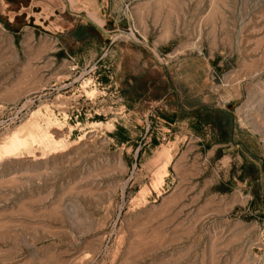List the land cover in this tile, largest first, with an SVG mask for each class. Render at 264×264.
Here are the masks:
<instances>
[{
  "label": "rangeland",
  "instance_id": "1",
  "mask_svg": "<svg viewBox=\"0 0 264 264\" xmlns=\"http://www.w3.org/2000/svg\"><path fill=\"white\" fill-rule=\"evenodd\" d=\"M68 5L0 0V264H264V0Z\"/></svg>",
  "mask_w": 264,
  "mask_h": 264
},
{
  "label": "crops",
  "instance_id": "2",
  "mask_svg": "<svg viewBox=\"0 0 264 264\" xmlns=\"http://www.w3.org/2000/svg\"><path fill=\"white\" fill-rule=\"evenodd\" d=\"M44 5H47L48 7H50L49 8L50 11H54V14L55 12H58L60 14V20L62 23L68 21L67 13L72 14L69 9L68 0H30V19L31 17L34 16V14L40 13L41 11L38 12L37 9L44 7ZM50 23L53 24V21H50ZM64 26H68V25H64ZM67 29L68 27H66V29L62 27L61 30L67 31Z\"/></svg>",
  "mask_w": 264,
  "mask_h": 264
},
{
  "label": "trees",
  "instance_id": "3",
  "mask_svg": "<svg viewBox=\"0 0 264 264\" xmlns=\"http://www.w3.org/2000/svg\"><path fill=\"white\" fill-rule=\"evenodd\" d=\"M91 32H92V29H89V30L87 31V35H90ZM200 115H203V114H200ZM222 115H225V113L222 112ZM206 118H207V120H208V119L211 120V118H210L209 116H207ZM212 120H213V119H212ZM217 122H218V124H219L220 129L226 131L225 121H224V119H223V116H221V114L218 116V118H217ZM222 130H221V131H222Z\"/></svg>",
  "mask_w": 264,
  "mask_h": 264
},
{
  "label": "bare ground",
  "instance_id": "4",
  "mask_svg": "<svg viewBox=\"0 0 264 264\" xmlns=\"http://www.w3.org/2000/svg\"><path fill=\"white\" fill-rule=\"evenodd\" d=\"M22 141L20 140V138H18L17 140H15V144L17 145V144H19V143H21ZM15 146V145H14ZM6 151L8 152V153H11V152H13L14 150H13V148H7L6 149Z\"/></svg>",
  "mask_w": 264,
  "mask_h": 264
}]
</instances>
